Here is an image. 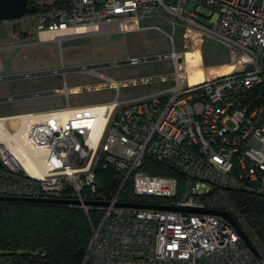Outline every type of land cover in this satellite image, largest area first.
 Instances as JSON below:
<instances>
[{
	"label": "built area",
	"instance_id": "2783aa9c",
	"mask_svg": "<svg viewBox=\"0 0 264 264\" xmlns=\"http://www.w3.org/2000/svg\"><path fill=\"white\" fill-rule=\"evenodd\" d=\"M201 10L207 24L196 20ZM151 15L165 17L172 33L180 30L181 51L172 43L158 55L174 72L115 79L87 69L82 73L95 81L72 86L62 77L65 105L1 116L0 197L67 200L86 215L97 211L82 264H264V245L237 202L264 194V0H66L32 17L39 43L61 44L135 32ZM209 42L225 49L228 61L209 67L221 73L190 83L185 54L198 52L200 67L209 69L202 59ZM147 86L160 88L133 99L120 93ZM101 91L112 98L70 103L78 93ZM146 161L175 176L147 173ZM98 163L113 172L111 187L98 186ZM119 204L225 213L258 255L223 216Z\"/></svg>",
	"mask_w": 264,
	"mask_h": 264
},
{
	"label": "rangeland",
	"instance_id": "374dc122",
	"mask_svg": "<svg viewBox=\"0 0 264 264\" xmlns=\"http://www.w3.org/2000/svg\"><path fill=\"white\" fill-rule=\"evenodd\" d=\"M52 2L53 0H40L37 6L48 7ZM206 14L207 11L201 10V17H196V20L207 24L203 19ZM34 29L35 21L32 15L24 16L15 21H0V72L19 66H36L43 68L40 71H49L58 70L61 66L69 68L117 60L123 61L133 56L140 58L143 55H163L172 51V43L175 52H180L182 49L180 30L177 28L172 33L166 18L161 15L146 16L140 21V29L135 32L72 38L64 40L61 44L54 41L39 43V36L35 34ZM170 36L173 42L170 40ZM202 59L205 68L223 65L228 61V53L220 46L209 42L203 46ZM184 62L187 79L190 83L199 82L222 72L218 68L202 69L200 67L201 57L198 52H195L193 55L186 53ZM229 69V67H224L225 71ZM99 72L115 79H122L171 74L174 72V66L171 61L158 60L139 63L134 66L129 64L111 67L99 70ZM62 77V75H50L41 78L0 83V86L5 84L14 86L15 88H20L23 85L38 87L42 83L45 87H49L52 90L60 89L62 87ZM66 80L69 85L73 86L90 83L96 79L84 73H67ZM169 85L171 84L164 86L167 87ZM159 88L160 86L130 88L123 89L120 93L122 96L133 99L150 94ZM112 94L113 92L111 91H101L96 94L78 93L70 98V103L106 102L112 98ZM49 101L51 102L36 106L27 105L24 101L0 103V117L65 105V100L62 96H56L53 99H49ZM149 199L147 201L159 202L166 205L172 202L170 200Z\"/></svg>",
	"mask_w": 264,
	"mask_h": 264
},
{
	"label": "trees",
	"instance_id": "16d2710c",
	"mask_svg": "<svg viewBox=\"0 0 264 264\" xmlns=\"http://www.w3.org/2000/svg\"><path fill=\"white\" fill-rule=\"evenodd\" d=\"M39 1L30 0L29 6ZM65 2L53 0L47 8L60 9ZM42 8L38 6L37 12ZM144 171L175 176L160 171L150 161L145 162ZM112 176L110 169L103 170L101 163L97 164L96 179L101 189L113 185ZM129 188L127 181L125 199ZM241 201L247 207L244 213L253 234L264 245V194L242 197L237 202ZM97 218V211L86 215L67 205L0 201V264H82Z\"/></svg>",
	"mask_w": 264,
	"mask_h": 264
},
{
	"label": "water",
	"instance_id": "95a60500",
	"mask_svg": "<svg viewBox=\"0 0 264 264\" xmlns=\"http://www.w3.org/2000/svg\"><path fill=\"white\" fill-rule=\"evenodd\" d=\"M30 0H0V21L1 22H9L15 21L23 18L27 15H32L38 11L37 5H30ZM161 60V57L158 55L155 56H144L139 58L140 63L144 62H151V61H158ZM130 61L128 60H117L111 62H104V63H97V64H89V65H81V66H74L69 68L61 67L58 70H49V71H34V72H27L21 74H14V75H7V76H0V83H6L11 81H18L24 79H34V78H41L47 77L50 75H62L65 76L67 73H82L87 69H91L94 71H99L111 67L129 65ZM75 89H69L68 92H74ZM62 90L55 89V90H45V91H37V92H30L24 94H15L9 96H2L0 97V103L4 102H15V101H25V100H34V99H42V98H49L54 96H61ZM0 201L3 202H21V203H46V204H59V205H68V204H76L77 202L67 201V200H58V199H28V198H15V197H0ZM91 205H102V203H92ZM121 206L127 207H137V208H150V209H159V210H187L192 212H202V213H214L220 216H223L227 220H229L233 226L236 228L238 235L240 236L241 240L247 246V248L254 254H257L256 248L252 245L249 241L247 236L235 225V223L231 220V218L222 212H208L205 210H198V209H184L178 207H166V206H152V205H140V204H119Z\"/></svg>",
	"mask_w": 264,
	"mask_h": 264
},
{
	"label": "crops",
	"instance_id": "0c3cea01",
	"mask_svg": "<svg viewBox=\"0 0 264 264\" xmlns=\"http://www.w3.org/2000/svg\"><path fill=\"white\" fill-rule=\"evenodd\" d=\"M45 37H47V35H40V38H45ZM21 47H23V45H21ZM17 48H20V47H17ZM145 56H148V55H145ZM40 70H43V68L36 67V66H30V67L19 66V67H14L12 69H8L7 71H1L0 76H7V75H12V74H21V73H27V72L40 71ZM45 90H52V89H50L49 87H45V85H43L42 83L39 84L38 87H32L30 85H23L20 88H15L14 86H9V85L3 84L0 86V97L15 95V94L37 92V91H45ZM53 90H55V89H53ZM54 97H56V96H54ZM54 97L43 98V99H34V100H25L24 102H26L27 105H35L36 106V105H41V104L51 102V101H49V99H53Z\"/></svg>",
	"mask_w": 264,
	"mask_h": 264
},
{
	"label": "bare ground",
	"instance_id": "6f19581e",
	"mask_svg": "<svg viewBox=\"0 0 264 264\" xmlns=\"http://www.w3.org/2000/svg\"><path fill=\"white\" fill-rule=\"evenodd\" d=\"M21 152H22V154H24V155H25V154H26V152H27V150H24V149H22V150H21ZM27 165H28V166H30V165H31V163L29 162V160H27ZM30 169H34V167H33V166H30Z\"/></svg>",
	"mask_w": 264,
	"mask_h": 264
}]
</instances>
